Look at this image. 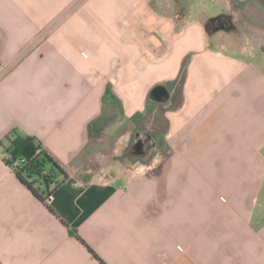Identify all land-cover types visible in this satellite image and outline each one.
<instances>
[{"label": "crops", "instance_id": "1", "mask_svg": "<svg viewBox=\"0 0 264 264\" xmlns=\"http://www.w3.org/2000/svg\"><path fill=\"white\" fill-rule=\"evenodd\" d=\"M249 2L0 0V143L67 172L43 203L0 154V264H264V56L220 24Z\"/></svg>", "mask_w": 264, "mask_h": 264}, {"label": "trees", "instance_id": "2", "mask_svg": "<svg viewBox=\"0 0 264 264\" xmlns=\"http://www.w3.org/2000/svg\"><path fill=\"white\" fill-rule=\"evenodd\" d=\"M5 141L6 145H4L6 142L0 143L5 154L4 162L12 168L17 179L33 196L46 203V200L67 177L66 170L33 135L21 134L13 128L5 136ZM47 208L54 213L49 205ZM82 242L84 243L83 240ZM87 248L103 263L89 246Z\"/></svg>", "mask_w": 264, "mask_h": 264}, {"label": "rangeland", "instance_id": "3", "mask_svg": "<svg viewBox=\"0 0 264 264\" xmlns=\"http://www.w3.org/2000/svg\"><path fill=\"white\" fill-rule=\"evenodd\" d=\"M220 24L231 32L222 38L223 41H231L235 46L246 44L250 51L264 56V5L254 3L252 0L243 6L235 5L228 20ZM2 138L4 142L5 135ZM6 144L7 142L4 145ZM0 154L3 156L2 149Z\"/></svg>", "mask_w": 264, "mask_h": 264}, {"label": "water", "instance_id": "4", "mask_svg": "<svg viewBox=\"0 0 264 264\" xmlns=\"http://www.w3.org/2000/svg\"><path fill=\"white\" fill-rule=\"evenodd\" d=\"M162 91H163V90L160 89V90L158 91V93H159L158 95H162V94H161ZM162 96H163V95H162Z\"/></svg>", "mask_w": 264, "mask_h": 264}]
</instances>
